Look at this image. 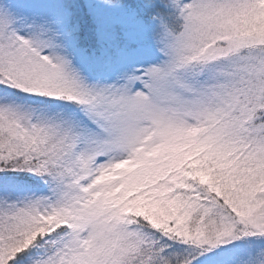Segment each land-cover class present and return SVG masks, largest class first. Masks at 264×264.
<instances>
[{
	"label": "snow or ice",
	"instance_id": "snow-or-ice-1",
	"mask_svg": "<svg viewBox=\"0 0 264 264\" xmlns=\"http://www.w3.org/2000/svg\"><path fill=\"white\" fill-rule=\"evenodd\" d=\"M0 264H264V0H0Z\"/></svg>",
	"mask_w": 264,
	"mask_h": 264
}]
</instances>
